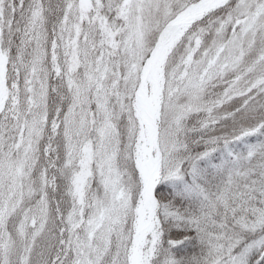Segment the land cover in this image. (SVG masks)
Masks as SVG:
<instances>
[{"label": "snow or ice", "instance_id": "snow-or-ice-1", "mask_svg": "<svg viewBox=\"0 0 264 264\" xmlns=\"http://www.w3.org/2000/svg\"><path fill=\"white\" fill-rule=\"evenodd\" d=\"M0 264H264V0H0Z\"/></svg>", "mask_w": 264, "mask_h": 264}]
</instances>
